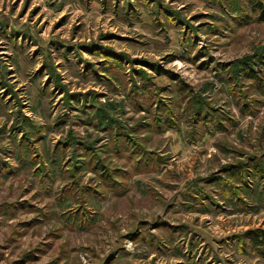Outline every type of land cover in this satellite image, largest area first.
<instances>
[{
    "label": "rangeland",
    "instance_id": "1",
    "mask_svg": "<svg viewBox=\"0 0 264 264\" xmlns=\"http://www.w3.org/2000/svg\"><path fill=\"white\" fill-rule=\"evenodd\" d=\"M259 231L264 0H0V264H264Z\"/></svg>",
    "mask_w": 264,
    "mask_h": 264
},
{
    "label": "trees",
    "instance_id": "2",
    "mask_svg": "<svg viewBox=\"0 0 264 264\" xmlns=\"http://www.w3.org/2000/svg\"><path fill=\"white\" fill-rule=\"evenodd\" d=\"M259 232H260V234L256 235L255 237L250 236L251 237L250 240L254 239V241H258V243H256V244H258V245L260 244L262 246V249L264 252V232L263 231H259Z\"/></svg>",
    "mask_w": 264,
    "mask_h": 264
}]
</instances>
